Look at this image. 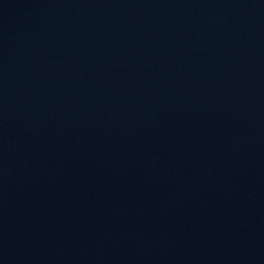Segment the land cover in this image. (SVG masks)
Here are the masks:
<instances>
[{"label":"water","instance_id":"water-1","mask_svg":"<svg viewBox=\"0 0 264 264\" xmlns=\"http://www.w3.org/2000/svg\"><path fill=\"white\" fill-rule=\"evenodd\" d=\"M0 264H264V0H0Z\"/></svg>","mask_w":264,"mask_h":264}]
</instances>
